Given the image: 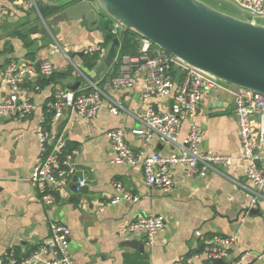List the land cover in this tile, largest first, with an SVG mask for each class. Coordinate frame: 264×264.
<instances>
[{"label":"crops","instance_id":"crops-1","mask_svg":"<svg viewBox=\"0 0 264 264\" xmlns=\"http://www.w3.org/2000/svg\"><path fill=\"white\" fill-rule=\"evenodd\" d=\"M23 2L0 0V73L11 61L35 66L38 60H48L54 71L48 82L39 84L41 78L23 82L21 93L35 106L26 118L17 121L0 117V259L28 258L49 235V222L53 220L69 229L68 249L74 264H212L200 254L199 248L202 239L214 236L236 239L226 263L238 259L246 250L264 255V201L250 207L253 187L244 171L247 162L241 158L234 113L235 86L203 92L196 117L182 115L177 133L182 140L192 124L198 125L202 130L199 148L230 155L232 164L217 165L216 171L205 176L175 165L170 191L148 187L141 166L111 162L114 152L106 136L107 131L122 128L126 144L134 152L160 155L179 152L158 135L145 142L143 137L132 133L141 125L145 106L141 98L143 76L131 87L112 90V68L95 78L99 62L91 69L83 63L87 49H96L103 39L99 26L87 28L82 19L69 20L47 29L43 35H26L22 32L33 24L45 27L38 6H58L63 10L70 4L68 0H36L35 9ZM34 11L37 16L32 19ZM16 30L19 36L13 34ZM23 38L31 41L30 47ZM107 48L102 50L101 57ZM91 84L103 93L102 105L93 117L87 119L69 109L54 117L49 110L51 102L67 90L83 91ZM8 91L0 84V101ZM173 99L170 93L151 101L159 112H169ZM111 106L118 108V114L109 110ZM41 118H45L44 126L54 138L78 151L75 162L79 174L87 177L82 186L85 190L76 188L73 177L58 183L56 204L51 207L39 201V192L30 182L39 156L37 130ZM251 129L256 139L257 118L252 119ZM254 154L255 164L264 167V143L257 144ZM116 181L138 195V201L120 200L99 210L102 202L115 195ZM150 215L162 216L165 225L153 243L147 244L143 231L131 232L128 226ZM128 241L138 242L141 248L129 246ZM254 259L248 257L243 264H256Z\"/></svg>","mask_w":264,"mask_h":264},{"label":"built area","instance_id":"built-area-1","mask_svg":"<svg viewBox=\"0 0 264 264\" xmlns=\"http://www.w3.org/2000/svg\"><path fill=\"white\" fill-rule=\"evenodd\" d=\"M87 1V0H78ZM241 13L242 18L251 22L260 23L264 19V0H227ZM36 0H24L26 7L36 9ZM261 24V23H260ZM123 28L115 23L112 32L116 35ZM140 47L136 54H116L118 64L116 75L110 80V88L117 90L121 87L133 86L140 76H143L144 87L141 93L144 111L141 125L132 130V133L143 137L149 142L152 135H158L163 140L175 145L177 154L160 155L159 153L145 154L134 152L126 144L122 128L107 131L106 136L111 143L114 155L111 160L116 164L141 166L148 187L158 188L168 192L173 188L172 167L183 165L193 170L198 176H205L210 171H216L217 165H230L233 158L221 152H205L199 148L201 128L192 124L186 137L178 139L177 133L181 126V117L186 115L194 119L205 91L228 89V85L211 74L185 63L178 57L159 48L148 39L140 36ZM95 48H88L92 51ZM183 71L179 81L175 80L174 68ZM54 71L52 63L42 61L39 66L33 64H19L9 62L0 73V84L6 86L8 94L0 101V117H11L17 121L26 118L35 106L23 97L22 84L25 80L37 81L40 77H48ZM90 87V88H89ZM88 90L63 92L60 98L51 102L49 110L54 117L62 116L64 109L74 110L84 118L93 117L102 105V91L94 84ZM234 113L238 125V136L241 145V158L247 163L245 175L253 187V196L250 207L264 201V167L255 164L257 156L254 149L258 143H264V95L251 90L235 87ZM172 93L174 99L169 112H159L155 109L152 98L166 96ZM109 110L118 114V108L111 106ZM257 118L258 129L256 139L252 136V119ZM45 118L40 119L37 130L39 156L30 178L31 184L39 192V201L46 207L56 204L58 183L68 177H73L76 188L80 189L87 181L85 175H80L75 162L78 154L76 149L64 152L65 143L48 132ZM115 195L107 202L99 205L102 210L108 204H115L120 200L137 202L138 195L126 190L121 182H114ZM164 219L160 215L141 217L131 222L129 231H143L146 234V243L152 244L156 234L163 230ZM197 235H201L197 232ZM69 229L63 223L53 220L49 222V235L26 259L18 261L15 258L0 259V264H31L41 261L43 264H74L68 249ZM201 255L208 260L223 259L226 261L230 249L235 245L233 236H214L202 239ZM253 256L256 264H264L262 253L252 254L250 250L243 252L238 259L225 264H243ZM43 257H46L44 259Z\"/></svg>","mask_w":264,"mask_h":264},{"label":"water","instance_id":"water-1","mask_svg":"<svg viewBox=\"0 0 264 264\" xmlns=\"http://www.w3.org/2000/svg\"><path fill=\"white\" fill-rule=\"evenodd\" d=\"M104 15L123 31L135 32L192 67L232 86L264 95V24L231 16L202 0L81 1L49 18L41 17L43 29L33 24L22 33L43 35L60 22L78 19L85 21L87 28H96ZM36 16L34 11L31 17ZM118 45V38H113L98 61L95 78L112 65ZM40 63L38 60L35 66ZM174 72L179 81L183 71L176 67ZM126 243L141 248L136 241ZM210 262L225 264L223 259Z\"/></svg>","mask_w":264,"mask_h":264},{"label":"trees","instance_id":"trees-1","mask_svg":"<svg viewBox=\"0 0 264 264\" xmlns=\"http://www.w3.org/2000/svg\"><path fill=\"white\" fill-rule=\"evenodd\" d=\"M77 2H79V1L78 0H68L67 3L71 5V4H75ZM38 9H39L41 16L46 19V18H49L50 16H52L53 14L57 13L58 11H60L61 7L49 6V5H40V6H38ZM113 23H114V21L110 17L104 15L103 19L101 20V22L99 24V29L101 30L102 35H103L102 41L99 43V45L96 49H94L92 51H88L83 56V63H84V66H86L87 68L91 69L92 67H94L96 65V63L99 61V59L102 58L101 57L102 50H105L106 47L109 46V44L112 42L113 38H115V37H117L119 40V45L116 47L117 54H119V55H121V54L134 55L137 53V51L140 47V41H139L140 36L137 35L135 32H132L129 30L128 31H120V33L118 35H116L112 32ZM13 34L19 36V30L14 31ZM24 43L27 47L31 46V41H29L27 39H24ZM29 56H31V55H29ZM111 68L113 69V73H111V78H112L114 75H116L117 69H118V64H117L116 60H114V62L112 63V65L108 69H111ZM172 73L174 74V71H172ZM50 76H48L47 79L40 77L41 79L39 80V84H42L43 82H48L51 78ZM69 148H71V146L68 144H65L64 152L70 151L71 149H69ZM199 249H202V246Z\"/></svg>","mask_w":264,"mask_h":264},{"label":"rangeland","instance_id":"rangeland-1","mask_svg":"<svg viewBox=\"0 0 264 264\" xmlns=\"http://www.w3.org/2000/svg\"><path fill=\"white\" fill-rule=\"evenodd\" d=\"M215 9H218L226 14L235 17H242V13L227 0H202ZM261 24H264V19L258 20Z\"/></svg>","mask_w":264,"mask_h":264}]
</instances>
